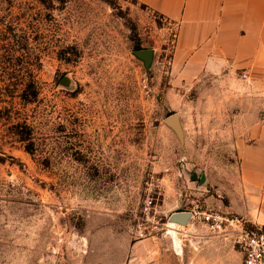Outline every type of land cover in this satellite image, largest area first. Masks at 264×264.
Masks as SVG:
<instances>
[{"label":"rangeland","instance_id":"obj_1","mask_svg":"<svg viewBox=\"0 0 264 264\" xmlns=\"http://www.w3.org/2000/svg\"><path fill=\"white\" fill-rule=\"evenodd\" d=\"M174 40L132 0H0V264H241L195 221L177 249L168 233L175 212L225 213L209 205L240 171L213 86L171 85Z\"/></svg>","mask_w":264,"mask_h":264},{"label":"crops","instance_id":"obj_2","mask_svg":"<svg viewBox=\"0 0 264 264\" xmlns=\"http://www.w3.org/2000/svg\"><path fill=\"white\" fill-rule=\"evenodd\" d=\"M132 1L175 28L171 85L210 83L217 102L212 127L217 134L240 135L232 145L239 175L219 187L224 197L209 206L264 228V99H248L246 108L231 91L244 85L264 96V0ZM210 240L218 252L219 242Z\"/></svg>","mask_w":264,"mask_h":264},{"label":"built area","instance_id":"obj_3","mask_svg":"<svg viewBox=\"0 0 264 264\" xmlns=\"http://www.w3.org/2000/svg\"><path fill=\"white\" fill-rule=\"evenodd\" d=\"M241 79H246L244 74ZM148 203L147 208L150 207ZM190 221H195L206 227L214 235L232 241L233 246L240 255L241 264H264V228L253 225L244 219L229 213L215 210H204L195 207L188 211ZM144 230H136L138 238H144Z\"/></svg>","mask_w":264,"mask_h":264},{"label":"water","instance_id":"obj_4","mask_svg":"<svg viewBox=\"0 0 264 264\" xmlns=\"http://www.w3.org/2000/svg\"><path fill=\"white\" fill-rule=\"evenodd\" d=\"M134 55L143 62L144 67L146 69L150 66L152 59H153V51L152 50L135 51ZM164 122L176 134L180 143L183 144L184 133H183L182 126L180 123L179 115L176 113H173V114L169 115L165 119ZM169 221L175 222L181 226L182 225L187 226L188 222L190 221V213L188 211L175 212V213L170 215Z\"/></svg>","mask_w":264,"mask_h":264},{"label":"bare ground","instance_id":"obj_5","mask_svg":"<svg viewBox=\"0 0 264 264\" xmlns=\"http://www.w3.org/2000/svg\"><path fill=\"white\" fill-rule=\"evenodd\" d=\"M170 222V227H169V230H168V233L171 234L173 236V239H174V245L176 247V249L178 248L179 246V243H180V239L177 237V235L180 234V232L178 233L177 232V226L178 225L177 223L175 222H172V221H169Z\"/></svg>","mask_w":264,"mask_h":264},{"label":"trees","instance_id":"obj_6","mask_svg":"<svg viewBox=\"0 0 264 264\" xmlns=\"http://www.w3.org/2000/svg\"><path fill=\"white\" fill-rule=\"evenodd\" d=\"M28 152H31V150L30 151L28 150Z\"/></svg>","mask_w":264,"mask_h":264}]
</instances>
